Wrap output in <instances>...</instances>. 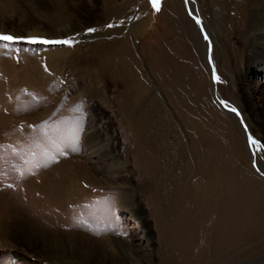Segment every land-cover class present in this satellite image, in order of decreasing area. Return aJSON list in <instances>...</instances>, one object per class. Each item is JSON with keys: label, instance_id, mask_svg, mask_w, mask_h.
I'll list each match as a JSON object with an SVG mask.
<instances>
[{"label": "rangeland", "instance_id": "rangeland-1", "mask_svg": "<svg viewBox=\"0 0 264 264\" xmlns=\"http://www.w3.org/2000/svg\"><path fill=\"white\" fill-rule=\"evenodd\" d=\"M201 1L218 40L197 31L238 125L210 94L185 0H0V34L74 41L0 40V264L264 253V175L243 134L264 163V0Z\"/></svg>", "mask_w": 264, "mask_h": 264}, {"label": "bare ground", "instance_id": "bare-ground-1", "mask_svg": "<svg viewBox=\"0 0 264 264\" xmlns=\"http://www.w3.org/2000/svg\"><path fill=\"white\" fill-rule=\"evenodd\" d=\"M198 1V5H197V3L195 2V0H189V2L188 3H186V5H187V11H188V13H192V15H188L190 18H188V17H185V18H183V21H184V23L186 24V26H187V28H188V30L190 31H192L195 35H196V38H197V40H199V42L200 43H198L199 44V47H198V45H197V47H198V49L200 50V47H201V44H202V46H203V52H204V56L206 55V53L208 54V51L207 50H209V49H207L208 48V43H206L205 41H204V43H203V41L201 40V36H200V34H199V32L197 31V23H196V21H195V19L193 18V17H197V18H199L200 19V21H201V24H199V26L202 28V30L205 32V34L206 35H208V36H210V38L212 39V40H215L216 42H217V38H216V32H215V30L212 28V24L205 18V15H204V12H205V8H204V5H203V2L201 1V0H197ZM197 5V6H196ZM199 6V7H198ZM198 9H199V11H200V13H199V11H198ZM202 15V18L204 19H202L201 18V15ZM200 31V30H199ZM202 31V32H203ZM0 32L1 33H3V32H6V31H4V29H2V28H0ZM57 35V37H54V36H49V38H61V37H63V35L61 34V33H56ZM108 34V33H107ZM45 36V37H48L47 35H45L44 33L43 34H37V33H34V32H26L25 33V36ZM64 36L65 37H67V36H69V33H64ZM70 36H72V35H70ZM69 36V37H70ZM204 36V35H203ZM88 35H85V37L83 36V38L84 39H88ZM204 38V37H203ZM74 39V38H73ZM106 47H109V44H106V45H101V46H99V47H97L98 49H100V50H105L106 49ZM214 53V52H213ZM208 55H210V54H208ZM212 55V54H211ZM210 55V56H211ZM209 60H210V62H206V56H205V62H206V69H208L209 68V65L210 66H213V64H214V61H213V57L211 56V57H209ZM212 61H213V64H212ZM208 63H209V65H208ZM208 72H209V75H210V69H208ZM211 81V88H210V94H212V96H213V99L215 100V102H217L216 104H217V106H218V108L222 111V112H224V113H226V114H228L230 117H231V119L233 118V120H234V122L238 125V120H237V118H235L236 116L235 115H233L234 114V111H231V109H233L234 107L233 106H231L229 103H227L226 101H224L223 99H222V97H221V95L220 94H218L219 92L217 91L218 89H217V87H216V80H210ZM230 83H231V80H228ZM228 82V83H229ZM231 85H232V83H231ZM214 91V92H213ZM239 103V102H238ZM247 103V102H246ZM235 109V108H234ZM227 110H229L230 112H232V114L231 113H229ZM242 110H243V114H244V116H243V118L246 120V118H247V120L250 122V124L253 126V121H252V118H250V115H251V110L247 107V108H245V106H242ZM236 112V111H235ZM241 132V131H240ZM246 133V136L248 135L247 133L248 132H244L243 134H245ZM264 137V136H263ZM249 143V142H248ZM248 149H249V153L247 152V157H248V159H250V161L252 162V164L255 166V168H256V170L258 171H260L261 172V174H263L264 175V163H262V162H260V161H258V160H256V157H255V155L257 154V150H256V146L254 145V144H252V143H249V146H248ZM249 154V155H248ZM260 160V159H259ZM69 169V168H68ZM70 170V169H69ZM67 170L65 169V173H67L66 172ZM258 171V172H259ZM70 172H71V170H70ZM73 174H74V176H78L79 175V173L77 172V170H75V171H73L72 172ZM260 174V173H259ZM79 176H81V177H84V178H86V180H87V182L88 183H90L92 186H95L96 184H95V182L94 181H92L91 179L92 178H90L86 173H84V172H82V174L80 173V175ZM83 178V179H84ZM54 180H55V178H54ZM57 182H58V180H57ZM94 182V183H93ZM130 212H135V214H137V216L139 217V218H141L142 217V212H141V208H140V205H138V203L137 204H134V205H132L131 206V211ZM150 236H148V237H146V239H150L149 238ZM144 238V237H143ZM227 264H264V253L263 254H260V255H258V256H254V257H251L250 258V260H248L247 262H244V261H234V262H230V263H227Z\"/></svg>", "mask_w": 264, "mask_h": 264}, {"label": "snow or ice", "instance_id": "snow-or-ice-1", "mask_svg": "<svg viewBox=\"0 0 264 264\" xmlns=\"http://www.w3.org/2000/svg\"><path fill=\"white\" fill-rule=\"evenodd\" d=\"M186 3L189 2V0H185ZM150 3L152 4V7L156 9L157 11L159 10V0H150ZM192 15V13H189ZM196 21V23L199 25L201 24V21L197 17H193ZM111 27V25H109ZM95 29L93 28H88L87 32L91 33L94 32ZM205 39H207V36L205 35ZM0 40L2 41H8V42H14L17 40H27L29 43H43V44H62V45H67L71 46L72 43L74 42L72 39H63V40H47L45 38H40V37H23V36H12V35H7V34H0ZM213 79H218V77L213 73ZM231 111H236V109H231ZM249 140L252 144H257L259 141H256L252 139V137H249Z\"/></svg>", "mask_w": 264, "mask_h": 264}, {"label": "water", "instance_id": "water-1", "mask_svg": "<svg viewBox=\"0 0 264 264\" xmlns=\"http://www.w3.org/2000/svg\"><path fill=\"white\" fill-rule=\"evenodd\" d=\"M185 5H186V3H185ZM186 10H187V5H186ZM200 29H201V27H200ZM202 30V29H201ZM204 37H205V35H204ZM207 40H209V39H207ZM208 43L210 44V42L208 41ZM208 54H210L211 55V44H210V49L208 50ZM210 55H206L207 56V61L208 62H210V60H209V57H211ZM212 64H213V61H212ZM208 65H209V63H208ZM208 69H210V77H211V80H214L213 79V73H215V69H214V64H213V66H210L209 65V68ZM216 80V79H215ZM214 92V91H213ZM236 115L238 116V112L236 111ZM239 119H241V118H239ZM247 132V131H246ZM247 138H248V142L249 143H251L250 142V140H249V135H247ZM247 142V143H248ZM252 169H254V171H256V168H255V166L252 164Z\"/></svg>", "mask_w": 264, "mask_h": 264}]
</instances>
